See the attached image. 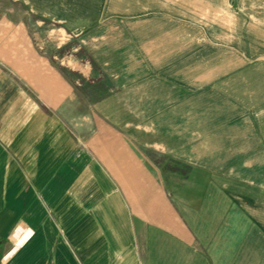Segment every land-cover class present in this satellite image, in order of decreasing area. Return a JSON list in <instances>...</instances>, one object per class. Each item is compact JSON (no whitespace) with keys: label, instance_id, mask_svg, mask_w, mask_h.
<instances>
[{"label":"rangeland","instance_id":"374dc122","mask_svg":"<svg viewBox=\"0 0 264 264\" xmlns=\"http://www.w3.org/2000/svg\"><path fill=\"white\" fill-rule=\"evenodd\" d=\"M48 1L80 19L9 0L0 16L32 24L34 49L75 92L66 106L91 119L81 141L106 125L129 137L160 171L162 203L208 206L189 228L201 250L264 264V0Z\"/></svg>","mask_w":264,"mask_h":264},{"label":"crops","instance_id":"0c3cea01","mask_svg":"<svg viewBox=\"0 0 264 264\" xmlns=\"http://www.w3.org/2000/svg\"><path fill=\"white\" fill-rule=\"evenodd\" d=\"M9 2L80 19L56 1ZM27 26L0 16V264H257L247 251L201 250L189 228L208 206L162 203L160 171L129 137L106 125L81 141L91 119L66 106L75 92L34 49ZM227 220L233 243L239 232Z\"/></svg>","mask_w":264,"mask_h":264}]
</instances>
